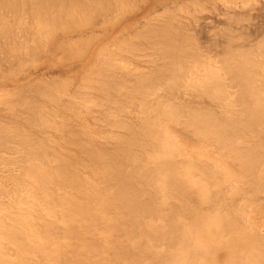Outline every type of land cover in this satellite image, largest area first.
I'll return each instance as SVG.
<instances>
[{
	"label": "bare ground",
	"instance_id": "1",
	"mask_svg": "<svg viewBox=\"0 0 264 264\" xmlns=\"http://www.w3.org/2000/svg\"><path fill=\"white\" fill-rule=\"evenodd\" d=\"M29 1L31 2L29 4L34 7L32 8L34 10H31L34 12L33 17L36 16L40 24L39 29H37L40 36L37 37L39 33L36 31V39H32L31 43L27 42L28 39L26 41L19 39L23 35L21 34L23 30L22 32L20 30L21 33L18 36V32H14L20 19L18 17L19 7L22 8L20 0H7V2L6 0L5 2L0 0L1 12L9 11V13H5L9 14V20H12L15 25L8 24L10 21L5 22V18L8 19V17L5 13H3L5 16H2L0 12V16H2V18L0 17L1 75L6 74L5 71L8 70V67L7 72L15 75L20 67L18 64L22 63L23 65L24 63L25 65L27 61L30 62L29 60H31L32 62L33 59L35 61V57H39L40 51L50 52L47 50L52 44L56 43V39L59 37L58 34H61L60 38H67L70 29L64 33V24L67 25L65 22L73 21L75 23H71L77 26L74 28L82 27V25L85 26L83 22L88 19L96 22L97 15L102 16V13L105 14L108 10L113 12L120 2L123 3V0ZM159 1L161 0H149L144 4V9L146 11L153 9ZM24 3L26 2H23V5ZM3 5L4 7L7 5L6 8L8 9H3ZM114 5L116 8L114 7L113 11L110 10ZM1 7L3 8L1 9ZM229 9L232 10L231 13L235 14L237 7L231 6ZM10 12L14 18L10 17L12 16ZM96 13L99 14L96 15ZM224 14L226 19L229 17L230 20L233 16L238 19L237 15L230 16L227 12ZM175 16L171 18L174 19ZM234 18L233 20L237 21ZM75 19L78 20L74 21ZM173 21L171 22L173 23ZM177 21L179 22V20ZM195 21L194 23L197 24ZM174 22L176 23V21ZM167 24L169 25V23ZM10 25L15 28L12 27V29ZM161 25V28L155 27L157 30L149 29L148 31H151V33L146 32L150 33L148 35L151 36V40H149L150 36L147 38L146 35L144 36L145 40L147 39L146 42L151 41L152 43L153 41L152 44L154 45H150L151 47L154 46L156 50L152 51L158 53L160 58L158 57L157 61L160 60L161 63L156 64L157 61L153 57L156 58L155 55L157 54H152L154 53L152 52L151 57L154 55L153 60H151L153 61L151 63L153 64L152 67L145 69L146 72L141 70V73H139L140 70H136L139 73L135 71L137 78L135 75L134 78L132 77V79H138H135V84L133 82L135 88L132 87L136 90L138 88L140 94L131 87L132 91L139 95L150 93L145 99L150 97L151 100V95L152 97L155 95L154 98H156L152 103V100L147 102L146 114L143 115H146L144 121L140 119L141 125H139V122V124H135L138 126H135L132 122L133 126L137 128L132 127L129 120H132L130 117L132 118L133 110L129 113L126 111V109L128 110L127 102L129 99V97L126 98L128 96L126 92L129 87L127 90V86L123 89L122 78L116 76L118 73L113 74L115 71L108 70L107 72L109 76L111 73L114 75L112 80L111 77H106V72L103 74L104 77H101V73L97 80L98 84L101 82L99 91L102 95L100 101L101 98L103 100L98 101V104L96 102L97 105L89 100L85 103L90 102L93 107H99V112L101 111L99 114V116L101 115L100 120L102 122L104 118L106 120V122H103L104 127H107L105 124L107 123L111 126V128L108 127L109 130H113L114 127H116V130L114 129L113 132L118 133L117 131L121 130L118 135H115L113 148L111 149L112 146L110 148L105 147L108 145L106 144L109 140L108 136H105L108 140H104L105 137L103 136L101 144L103 141L106 142H103L102 145L98 142L99 146L95 145L96 143L89 142L82 145L76 144L85 160L90 159L92 162L94 160L99 162L98 170L96 172L92 171V176H84L85 171L82 172L81 169L85 167L79 166H85L83 163H73V165L59 157L49 159L47 155L40 153V151L33 154L29 153L30 172L28 176L34 190L32 193L26 192L22 195L21 201L18 203L20 206L18 210L21 211L19 215L10 218L8 213H5L4 219L0 220V264H264V229H259L256 223L251 220V213L253 214V212L256 217L261 216L262 213L264 214L263 207H261L264 204H259V201L261 202L260 196L264 195V142L262 143L264 140V49L262 48L263 51H257V47L254 49L252 45L253 51L250 53L249 51L246 52L248 49L246 46L245 52H242L243 50L236 52L239 51L235 50L237 47L234 50L228 48V50L226 49L227 54L224 57L221 56L223 57L221 64L218 66L219 63H216L218 67L213 68L217 69L215 74L212 73L213 71H207L208 74H213L210 76L206 75V70L201 71V69H198L196 71L194 68L191 69L190 66L186 70L187 64L185 62L187 60L188 64H191L193 61L197 63L196 60L200 59L197 57L195 60L194 56L192 57V53L195 51H193L194 46L191 44L194 37H191V42H189L191 32L189 38H187L188 34L186 32H184L187 34L186 36L183 32L176 34L180 27L182 31L188 28L183 30L184 27L180 26L178 28L177 24V29L174 28L175 24H171L173 25V30H171V25ZM184 26L186 27V25ZM57 30H62L60 33L58 32V36L56 35ZM174 30L175 32H172ZM26 32L25 35L28 34ZM42 32L43 35H41ZM45 34L48 36L46 38L48 41L44 44L41 36ZM228 34L226 33L225 37H229L231 32ZM222 35L224 36V34ZM228 37H226L227 42L232 40L233 36L229 37L231 39H228ZM186 39L188 43L185 41ZM237 40L239 41L236 37ZM189 43L191 49L186 46ZM254 50L257 52L255 53ZM32 54L33 56H31ZM22 55H27L26 59H30L24 61ZM133 55L135 54L133 53ZM120 56L122 55L120 54ZM256 57H260L261 61ZM21 58L23 61H20ZM14 63H17L18 70H15ZM5 64L8 66L4 71L2 68ZM203 65H206V63ZM10 66L12 67L10 68ZM126 70L127 73H123L130 74V71ZM192 70L197 73L195 74ZM11 74H9V77ZM117 78L121 80L115 81L114 79ZM123 79L125 78L123 77ZM159 83H161L159 93L155 92L157 96L155 93L151 94L154 91L146 92L145 89L148 87L151 91L150 88H158ZM43 86L41 85V88ZM31 87L35 89V86ZM232 89L234 91H231ZM54 90H56V87ZM46 91L48 93L44 92L43 95V92H41V97L39 96L40 98L45 97L44 104L43 101L38 100L39 102H37L34 99L36 104L28 96H19V100L22 99L20 102H23L25 106L21 105L24 107L22 112L27 111L25 123L27 122L28 125L32 126V129L39 122L43 126L46 123L48 124V120L42 112L44 109L39 111L41 106L52 102L48 105L53 107L55 104L61 108V101L64 100H60L62 97L59 98V95L56 96L55 93L59 91H56L55 95H53V89H50V92L49 90ZM51 91L53 92L51 93ZM116 91L124 93L123 98L121 96L119 98ZM129 91L128 93L131 95L130 88ZM181 92L189 99L180 100ZM200 94L203 96L202 99L208 98L218 108L221 105L220 107L223 109L229 107L233 110L216 112L212 109L213 104L209 106L208 102L207 105L202 106L200 104V106L191 107V102L194 101H191V99L198 98ZM177 95L179 96L177 97ZM232 95L235 97H232ZM47 100L49 102L46 103ZM81 104L82 102L79 105ZM92 105L89 107H92ZM87 108L88 106L84 107V109ZM106 109V112L110 114L105 112ZM134 112L136 111L134 110ZM124 113L125 116H129V119L128 116L127 119L125 118ZM138 116L135 115L137 117L135 119L142 117L141 114H138ZM123 117L126 121L123 120ZM71 120H74V118L71 117ZM41 124L39 126L42 127ZM111 124L114 126L113 128ZM2 125H0V152L1 149L6 147L7 142H9L8 139L14 137V133L10 134L4 128L5 125L3 127ZM57 125L58 127L62 126V124ZM57 125L54 129V125H51V132L57 129ZM170 125L172 127L170 129L175 134H171V130H166V127L168 128ZM39 126L34 127L39 128L38 131L44 129L42 127L40 130L41 127ZM173 127L175 130H173ZM46 128H49V126L46 125L45 130ZM60 129L61 131H59ZM62 129L63 126L57 130L63 137V134H65L63 130H67V127ZM122 130L127 137L123 135ZM118 136H124V138ZM190 143H194L197 148L187 149ZM142 144L144 147L147 146L145 150L141 147ZM134 145H136L134 148L140 146L141 151L139 149L138 151L146 156V160L143 162L144 166H139L140 163L137 162V154L132 151H136L132 148ZM32 149L34 150L33 147ZM24 162L23 159L22 163ZM145 165L149 166V170ZM151 165L154 167L152 168ZM139 182L145 184L142 186V183L139 184ZM138 184L143 189L147 185L150 186V189L151 187L155 188V190H152L154 192L158 190L159 194L150 191L155 197L153 198L144 189L145 192H148V195H144L147 193H143L142 188H140L142 189L140 191L138 187L141 186ZM153 193L157 194L158 201ZM236 200L246 202L245 209L237 204L234 205ZM202 206L206 207L203 208ZM199 211L204 213L199 214ZM196 216L200 218L197 220L195 219ZM8 246H11V256L9 254L10 250L9 252L7 250ZM10 257L12 258L8 259ZM223 257H225L224 261L220 262Z\"/></svg>",
	"mask_w": 264,
	"mask_h": 264
},
{
	"label": "rangeland",
	"instance_id": "2",
	"mask_svg": "<svg viewBox=\"0 0 264 264\" xmlns=\"http://www.w3.org/2000/svg\"><path fill=\"white\" fill-rule=\"evenodd\" d=\"M134 1H132V0H130V1L125 0L124 1L123 0V3L119 1L120 5L119 4H118V6L116 5L117 8L115 7V5L113 7H111L110 10H112V11H113L114 7L116 8L113 12H110L108 10L109 12L107 11L108 12L107 13L105 11L106 13L105 12H104L105 14L102 13V16L97 15L100 12L96 13L98 18L95 20L96 22L93 21L94 24H93L92 20L88 19L86 22H83L85 24V26L82 25V27L79 26L78 28H74L77 26H74L75 24L73 25L71 23L73 21H71V22L69 21V23H68V21L65 22L67 25L64 24V27H63V25H62V27L65 29L64 33L70 29V31L68 32L69 36L67 38H64V37L60 38L61 34H58V32L60 33L62 30H57L56 35L58 34L59 37L56 39V43L52 44L48 48L47 51H50V52H43V51L41 52L40 51L39 52L40 55H38L39 56L38 58H36L37 56L36 57L34 56L35 61L33 59L32 62H31V60H29L30 62H28L27 59H30V58L26 59L27 55H24L25 58L22 55L23 56L22 58L25 59L24 61H27L26 62L27 64L25 63V65H24V63H23V65H22V63L20 62L21 64L20 65L18 64V66H20L19 70H18V68H17L18 66H16L17 63L16 64L14 63V65H15L14 67L16 69L14 67L13 68L15 70H18L15 75L13 73L11 74V72H7L9 70V67H8V70L5 71L7 69V66H8L7 64L4 65L5 67L3 66L2 70H4L6 72V74H4L5 76L3 74L2 75L0 74V125H2V123H3L2 127L5 125L4 128L7 129V131H9L10 134L14 133V135H13L14 137L12 136L13 138L8 139V141H9V142H7L8 146L6 145V147L1 149L2 151L0 152V182H1L0 183V220L4 219L5 213L6 214L8 213L10 218H13V217H16L17 215H19V213L21 211L18 210L20 207L18 205V203L21 201L20 199H21L22 195L25 194L26 192L32 193L34 190L33 186L31 185V182L29 181V176H28L29 172H30L29 171L30 162L28 161V159H29L28 156H29L30 152H31V154H33V153L40 151V153L47 155L49 159H55L56 157L57 158L59 157L60 159H64L65 161H67L71 164L83 163L85 166H82V165H79V166L85 167L84 169H81L82 172L85 171L84 176H87V175L92 176L93 175L92 171L96 172L98 170L99 162L96 160H94L92 162V161H90V159L85 160L81 156L80 151L78 150V146H76V144L82 145L84 143L89 142V143H93V144L96 143L95 145L99 146V143L101 144V141L103 140L102 139L103 136L104 137L108 136L109 140L106 137L104 138V140H106V139L108 140L107 141L108 143H106L108 145L105 147L110 148L112 146L111 147V149H112L113 148L112 144H115V143H113V142H115V135L116 134L118 135V133L121 132V130L117 131L118 133H116L115 131L113 132L114 129L116 130V127H114L112 124H111L112 128L114 127L113 130H109L111 128V126H109V124H107V123H105L107 125V127H104L103 122H106V120H105V118H104L103 122L100 120L101 115L99 116V114L101 111L99 112V107L96 106L97 108H95V106L93 107L92 103L90 104V102H93V103H95V105H97L98 101H100V97L102 95L101 91H99L101 88L100 87V83H101L100 81L101 80L99 81L100 83L98 84L97 79H99V77L101 76L100 75L101 73H102L101 77H104L103 74L105 72L107 73L108 70H110L113 72L115 71V73H113V74L118 73V74H116L117 77L121 76L123 84H124L123 89H125V86H127L126 90L129 87L131 92H132V94L129 95V93H128L129 88H128V91L126 92L128 94V96L127 95H126L127 97L125 96L127 99L129 97L128 102H127L128 110L126 109V111H128V113H129L133 110L132 111V118L130 117V119H132V120H129V121L131 123L133 122L134 125L137 124L138 122L140 123L141 122L140 119H143L142 121H144V118L146 115L145 116H143V115L146 114L145 112H146L147 105H148L147 102L152 100L151 101V103H152L153 100L155 101L156 98H154L155 95H153V97L151 95V100H150V97H149V99L148 98L145 99L146 97H148V94L150 95V93L147 94V93L143 92V93H145V95L144 94H141L142 96L139 95L140 91H138L137 85H136L137 90L134 89L135 88L134 84L136 82L135 79L137 78V74H135V71L140 70L139 73H141V70H143V72H146L145 69H149V67L151 68L153 65V64H151L153 62L151 60L154 59L155 61H157V58L159 57L158 53H156L155 51H152L155 49L154 46L151 47V45H150L153 43V41H152V43H151V41L146 42L147 39L145 40V38H144L145 35H146L145 36L146 38L150 36V35H148L151 33V31H148L149 29L151 30L153 28L155 30L156 29L155 27H157V26L159 28H161L160 27L161 24H163L161 26H165V24L167 26H169L171 24H173V25L175 24L174 28H177V26H178V28L180 26H182V27H184L183 30L188 28L187 30H184V31H182L181 27H180L181 31H180V28L179 29L177 28L178 30L175 29L178 31V32L176 31V34L177 33L181 34L182 32L183 33L186 32L188 35L186 33H184V34H185V36L187 35V38H189V35L191 34V36L189 38L190 39L189 42H191V39H192L191 37H194L193 38L194 41L191 42V44L194 46L193 51H195L192 53V57L194 56L195 60L197 59V57H199L200 59L196 60L197 63L195 61H193V63H191V64L189 63L190 65L188 64V62H187L188 60H187L186 61L187 63L185 62V64H187L186 70L190 66L191 69L194 68V69H196V71H198V69L199 70L201 69V71L206 70V72L209 70V72L213 71L212 73L215 74L217 69H213V68H217L221 64V59L227 54L228 48H231L234 50L237 47V49H235V50H239V51H236V52H241L242 50H243L242 52H245L244 50H246L248 48L246 52L249 51L250 53H252L253 47H254V49H255V47H257L256 48L257 51H263L262 48L264 49V0H161L154 5L153 9H151L149 11H146L144 9V4L147 3L149 0H136L135 3H134ZM4 2H5V0H4ZM6 2H7V0H6ZM20 2L22 3V8H20L21 7L20 6L19 12H18L19 13L18 17L20 19L16 16L19 19V22L17 21L19 24L18 23H17L18 25L16 24L17 26H16V29L14 30V32L17 31L18 33L17 32L16 33L18 36V34L21 33L23 30V32L21 34H23L24 37H23V35L20 34L21 36L19 35L20 36L19 39L21 41H26L28 39L29 41H27V42L31 43L34 39H36L35 38L36 37L35 32L37 31L39 33V31L37 30V29H39V25H40L38 23L39 20L36 16L33 17L34 12L31 10H34V9H32L34 7L32 6V4H29V3H31L29 0L28 1L23 0V2H26V3H24V5H27V6L23 5L22 0H20ZM124 2H126V3H124ZM121 3H122V7H121ZM4 4H6V3H4ZM5 6L7 7V5H5ZM228 6L229 7L236 6L237 7L236 13L235 12H234L235 14L231 13L232 10L229 9ZM3 7H4V5H3ZM3 7H1V9ZM6 7H4L3 9H8ZM0 12H1V10H0ZM5 12H7V11H5ZM5 12H3V13H5ZM225 12H227V14H229L230 16L231 15H237L238 19H236V17L234 18V16H233V18L236 19L237 21H234L233 18H231L232 19V21H231V19L229 20V17H227V19H226L225 18L226 15L224 14ZM1 13H0V15H1ZM3 13H2V16L4 15ZM7 13H9V11ZM7 13H5V14L8 17V19L5 18V22L10 21L9 16H8L9 14L7 15ZM27 13H28L29 18L27 17ZM10 15H12L10 17L14 18L13 14H11V12H10ZM2 16H0V17L2 18ZM173 16H175L174 19L171 18ZM99 17H101V18H99ZM104 17H105V19H104ZM12 18H10V19H12ZM170 19H172L171 21H173V20L176 21V23L174 21L172 23L170 21ZM15 20H16V18H15ZM77 20L78 19H75L74 21H77ZM177 20H179L180 23ZM11 21L8 24L12 23L14 25L13 21L12 22ZM104 21H105V23H104ZM194 21L197 22V24L194 23ZM91 22H92V24H91ZM37 23H38V25H36ZM73 23H75V22H73ZM167 23H169V25ZM13 25L12 26L10 25L11 28L12 27L15 28L14 27L15 25L14 26ZM34 25H35V27H34ZM91 25H94V26L91 27ZM173 25H171V28H170L171 30H173V28H172ZM184 25H186V27ZM41 26H40V28H41ZM162 29H164V28L162 27ZM20 30H21V32H20ZM175 30L172 32H175ZM26 31H28V32H26ZM147 31L150 33H146ZM25 32H26V34L27 33L28 34L25 35ZM225 32L229 33V34L231 32L229 37H231V35H232L235 39L233 40V37H232V40H229L227 42L226 37H228V36L225 37V35H226ZM33 34H35V35H33ZM43 34L44 33L42 32L41 35H43ZM222 34H224V36ZM241 34L244 36H242ZM37 35H38L37 37H39L40 33ZM123 35H125L126 37H124ZM221 36H223V37L221 38ZM41 37L43 38V43L45 44L46 41H48L46 39L48 36H46V34H45L44 36H41ZM229 37H228V39H231ZM236 37H237V39H239V41L238 40L236 41ZM220 39H223V40H220ZM149 40H151V36L149 37ZM185 41L188 43L187 39ZM258 42H259V45L257 46ZM147 43H149V44H147ZM191 44L189 43L188 44L189 46L188 45H186V46L189 48ZM152 45H154V44H152ZM252 45H253V47H252ZM220 46H222L223 48H221ZM245 46L247 48H245ZM130 49H132V50H130ZM190 49H191V47H190ZM258 49H261V50H258ZM188 51H190V50H188ZM257 51H255V53ZM152 52H154V53H152ZM133 53L135 55H133ZM151 53L157 54V55H155L157 57L155 58V57H153L154 55H152V57H153V59H152ZM189 53H191V52H189ZM34 54L36 55L37 53H34ZM120 54L122 56H120ZM125 55H127V56H125ZM31 56H33V54ZM31 56H29V57H31ZM221 56H223V57H221ZM190 57H191V55H190ZM22 58L20 61H23ZM110 58H112V60H110ZM256 58L259 59L260 57L259 58L256 57ZM260 59H259V61H261ZM190 60H191V58H190ZM190 60H189V62H190ZM158 61L156 62V64L161 63L160 60H158ZM205 63H206V65H203ZM216 63H219L218 66H216L217 65ZM131 64H132V66H131ZM209 64H211V65H209ZM148 65H151V66H148ZM12 66H13V64H12ZM12 66H10V68ZM147 66H148V68H147ZM21 68H23V69L21 70ZM107 68H110V69H107ZM12 69H10V70H12ZM14 69H13V71H15ZM126 69H128V71H130V74L128 73L126 75V73H127ZM137 71H136V73H138ZM192 71H194V70H192ZM196 71H194L195 74L197 73ZM119 72L120 73L122 72V73L120 74ZM123 72H126V73L124 74ZM133 72H134V74H133ZM2 73H4V72L2 71ZM9 74H11L12 77H11V75L9 77ZM108 74L109 73L105 74V75H107L106 77H111V80H112V77L114 75L111 73L109 76ZM213 74H208V72L206 73V75H210V76ZM134 75L136 76V78L132 79V77ZM7 76H8V78H7ZM122 76L125 79H123ZM92 77H93V79H92ZM2 78H5V79H2ZM114 80L120 81L121 79L119 80L117 78ZM136 80H138V79H136ZM39 82H40V84H38ZM133 82H134V84H133ZM35 83H36V85H35ZM160 84L161 83L158 84V88L155 87L157 89L156 91H155V88L154 89L150 88V89H152V91L149 90L148 86H147L148 90L147 89H145V90H146V92L147 91H150V92L154 91L153 93H151V94H154L155 92L159 91V89H160L159 85ZM41 85L42 86L44 85L43 88H45V89L47 88L46 90H49V92H50V89L51 90L53 89L54 92L51 91V93L53 92V95L56 94V96L59 95L58 96L59 98L62 97V98H60V100L64 99L63 101H61L62 105H63V106L60 105L61 108L59 107V105H57L59 107L58 108L54 103L53 104L55 106L53 105V107H52V105H48L49 103L52 104V102H49L48 100L46 101V103L47 102H49V103L46 104L45 106H41L42 108L38 105V107H40L39 111H42L44 109L42 112H43V114H45L44 117L46 118V120H48L47 122L49 125L47 123L44 125L45 127H46V125H47V127L49 126V128H46L48 133L46 132L45 127L39 121H38L39 123L35 124L34 126H36V125L39 126V124H41L42 127L44 128V129H42V127L39 126V127H41L40 130L42 129L41 131H38L39 128L36 129L37 127H34V126L32 129L31 128L32 126L28 125L27 122L25 123V119H27L26 118V112L27 111L25 110L24 112H22L23 111L22 109H24L25 106L23 105V102L22 103L20 102L22 99L19 100V98H20L19 96H21V97L28 96V98L30 100H33L34 102H35V100L37 102H39L38 100H40V102L43 101L42 103L44 104L45 103V99H44L45 97L40 98L41 97L40 94L45 89L41 88ZM31 86H35L34 87L35 89H33ZM21 87H23L22 88L23 90L21 89ZM53 87L54 88L56 87V90H54ZM131 87L134 89V91L135 90L138 91L139 94L132 91L133 89H131ZM57 88H59V89L57 90ZM19 89H20V91H19ZM36 89H38V90L40 89V90L38 91ZM31 90L33 91L32 92L33 94L31 93ZM34 90L36 91V93H34L35 92ZM46 90L44 92H47ZM28 91H29V94H28ZM37 91L40 93L39 94L40 97L38 96ZM56 91H59V92L55 93ZM231 91H234V90L232 89ZM19 92H21V93H19ZM44 92H43V95H44ZM160 92H161V90H160ZM116 93L118 94L117 95L118 97L121 96V98H123L124 93L122 94L120 92L121 93L120 94L117 91H116ZM194 93H195V91H194ZM262 93H263V91H262ZM36 94H37V96H36ZM155 94L157 96V93H155ZM180 94H181L180 96L177 95V97L179 96L180 100H182V99L184 100L186 98L189 99V97L186 96L184 93L181 92ZM197 94H199V93H197ZM197 94H195V95H197ZM263 95H264V93H263ZM34 96H36V97L33 98ZM117 96L115 95L114 97L116 98ZM137 97H139V98H137ZM199 97L198 98L194 97L193 99H191V101L194 100L193 102H191V104H192L191 107L197 106V105L200 106V104H202V106L207 105L206 103L208 102L209 106L210 105L212 106V104H213L212 109H214L216 112L225 111V110L229 112V110L230 111L233 110V108H229V107L223 109L220 107L221 105L218 108V106L216 107V105L214 103H211L208 98L202 99L203 96H201V94L199 95ZM232 97H235V96L232 95ZM16 99L19 101H17ZM65 99H66V101H65ZM88 100L90 102L85 103ZM102 100L103 99L101 98V101ZM138 101H140V102H138ZM198 101H199V103H198ZM203 101H205V102L202 103ZM80 102H82L81 105H79ZM96 102H97V104H96ZM132 102H133V104H132ZM84 104H86V105H84ZM21 105H23L24 107H22ZM66 105H68L67 106L68 109L66 108ZM82 105H84V106H82ZM91 105H92V107H89ZM87 106H88V108L84 109V107L86 108ZM62 107H63V110H62ZM129 107H131V108H129ZM132 108H134V109H132ZM97 109H98V111H97ZM134 110L136 112H134ZM106 111H107V109L105 110V112ZM14 113H17L18 115L17 114L14 115ZM21 113L22 114L24 113V114L22 115ZM106 113H108V112H106ZM108 114H110V113H108ZM126 114H127V112H126ZM126 114L124 113V116ZM138 114H141L142 117H140L139 119H135V118L140 116V115L138 116ZM129 115L131 116V113ZM135 115L137 117H135ZM68 116L70 117V119ZM127 116H125L126 119H127ZM133 116H134V119H133ZM15 117H16V120H15ZM20 117H22L24 119H22V118L20 119ZM71 117H72V119L74 118V120H71ZM12 119H13V121H12ZM18 119L22 120V121H19ZM126 119H124V117H123V120L126 121ZM128 119H129V116H128ZM134 120H136V121H134ZM10 122H11V124H10ZM50 122H51L52 126L54 125L53 129L56 128L55 125H57V124H62L63 129H66V127H67V130L62 129L65 133V134H63V137L61 136L62 134L60 135L59 134L60 132H58V130H57V129L61 128L62 126L60 125L61 127L60 126L58 127V125H57V129H55L54 131L51 132L52 126L50 125ZM76 122H78V123H76ZM127 122H128V120H127ZM54 123H56V124H54ZM133 123H132V127L137 128V127L133 126ZM141 123L139 125H141ZM65 124H66V127H65ZM135 126H138V125H135ZM108 127H110V128H108ZM107 128H108V130H107ZM170 128H172L171 125L168 128L166 127V130L168 129L167 131H170L171 130ZM75 129H77L78 131ZM35 130H36V132H34ZM56 130L58 133L56 132ZM117 130H119V129L117 128ZM173 130H175V128ZM59 131H61V129ZM171 131H170L171 134L174 133V131H172V132ZM31 132H33V133H31ZM50 132H51V134H50ZM122 133H123V130H122ZM122 133H120V134H122ZM41 134H43V135H41ZM123 135H124V133H123ZM124 136H126V135H124ZM124 136H122V137L120 136V137L124 138ZM78 137H79V139H78ZM85 139H86V141H84ZM88 139H90V140H88ZM75 141H77V142H75ZM103 142H102V144H103ZM263 142H264V140L262 141V143ZM143 144L141 147L144 148V150H145V148H147V146L144 147ZM135 146L136 145L132 146V148L136 149V151H134V150H132V151L135 152L134 154H137L136 158L138 160L137 161L138 164L140 163L139 166H144L143 162H145L144 160H146V158H145L146 156L142 155L141 152L138 151L140 146L138 148H134ZM32 147L34 148V150L32 149ZM195 148H197V147H195V144L190 143V145L188 146L187 149H195ZM3 150H4V152H3ZM142 153L144 154V152H142ZM134 154H132V155H134ZM22 155H23V157H22ZM19 158H20V161H19ZM21 158H22V160H21ZM23 159L25 160L24 163H22ZM177 159H179V158H177ZM137 162H135V163H137ZM17 164H19V165H17ZM141 164H143V165H141ZM148 165L147 166L145 165V166L149 170ZM229 165L232 167V164L229 163ZM151 167L153 168L154 166L151 165ZM232 168L235 169V167H232ZM9 171H11V172H9ZM86 173H88V174H86ZM21 175H23V176H21ZM3 184H5L4 185L5 187L3 186ZM139 184H141L143 186L145 183L139 182ZM7 185H8V187H7ZM141 185H139V186H141ZM142 186L138 187V188L140 189V188H142ZM147 187H148V185L146 186V188L144 186V189H146L149 192V194L152 195V192L150 193V191L155 190V188L153 189L151 187V189H150V186H149L148 187L149 190H148ZM142 189H140V191ZM144 189H143V193L146 191ZM148 192H145L147 194H144V195H148ZM155 192H158L157 194H159L158 190ZM157 194H154V196L157 197ZM160 196H161V194H160ZM152 197H153V195H152ZM260 197H261L260 198L261 202L259 201V204L262 205V204H264V195H261ZM262 197H263V199H262ZM153 198H155V197H153ZM157 201H158V197H157ZM236 201H235L234 205L237 204V205L241 206V208L245 209L244 205L246 204V202H244L242 200H238L239 202L238 201L236 202ZM202 207L205 208L206 206L205 207L202 206ZM261 207H263V210H264V206H261ZM201 212L199 211V214ZM202 213H204V212H202ZM199 218H200L199 216L195 217V219H197V220ZM251 220H253V222L256 223V225L259 227V229H261V228L264 229V225H263L264 224L263 223L264 222V214L263 213L261 214V216L258 215L257 217H256V215L254 216V212H253V214L251 213ZM10 247L11 246H8V249H7L8 252L11 249ZM11 252L12 251L10 250V252H9L10 256L12 254ZM11 258L12 257H10L8 259H11ZM224 258L225 257H223L220 262L224 261Z\"/></svg>",
	"mask_w": 264,
	"mask_h": 264
}]
</instances>
